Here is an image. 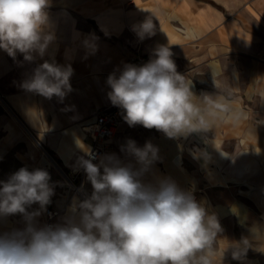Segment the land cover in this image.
I'll list each match as a JSON object with an SVG mask.
<instances>
[{
	"label": "crops",
	"instance_id": "1",
	"mask_svg": "<svg viewBox=\"0 0 264 264\" xmlns=\"http://www.w3.org/2000/svg\"><path fill=\"white\" fill-rule=\"evenodd\" d=\"M47 12L55 39L43 57L34 53L28 62L0 49V181L21 167L39 168L54 188L45 209L28 207L40 211L33 225L46 226L48 210L58 211L55 226L78 220L73 203L93 191L79 163L93 146L83 124L112 105L110 74L118 78L135 56L155 59L154 50L167 46L177 72L191 81L193 103L205 107L208 95L230 111L208 130L178 138L124 120L102 158L139 169L130 142H150L158 158L140 179L156 185L170 178L215 216L221 230L211 264H264V0H50ZM147 19L155 34L140 39ZM44 61L73 70L62 102L22 87ZM26 225L22 214L0 217V234Z\"/></svg>",
	"mask_w": 264,
	"mask_h": 264
},
{
	"label": "clouds",
	"instance_id": "2",
	"mask_svg": "<svg viewBox=\"0 0 264 264\" xmlns=\"http://www.w3.org/2000/svg\"><path fill=\"white\" fill-rule=\"evenodd\" d=\"M50 0H0V49L15 59L17 53L32 62L43 57L54 41L47 9ZM140 39L155 34L151 19L137 32ZM155 59L125 65L117 78L110 74L108 97L125 110L130 127L155 128L168 138L208 130L211 120L230 111L223 102L204 95L205 107L193 103L191 81L176 70L167 46L154 50ZM71 66L44 61L22 87L47 99L61 102L72 91ZM217 86V85H216ZM139 169L121 165L114 157L100 163L80 158V166L91 182L90 196L72 205L78 214L64 225L37 228L28 212L32 204L45 209L54 188L44 169L21 167L7 181H0V217L22 214L23 230L0 234V264H211L212 245L221 230L215 216L206 214L189 192L170 178L145 184L140 177L158 158L150 142L143 148L130 142ZM87 155L92 157L91 151ZM103 168V172H101ZM234 252L233 258H239Z\"/></svg>",
	"mask_w": 264,
	"mask_h": 264
},
{
	"label": "built area",
	"instance_id": "3",
	"mask_svg": "<svg viewBox=\"0 0 264 264\" xmlns=\"http://www.w3.org/2000/svg\"><path fill=\"white\" fill-rule=\"evenodd\" d=\"M148 61L149 58H147L146 56L137 55L132 58L126 65L131 64L141 66ZM123 69L121 70V72L123 71ZM123 117L124 110L112 104L110 106H105L98 109L95 117L83 124L86 133L93 140V146L91 149L92 157L89 158L94 161L102 158L105 152L106 143L117 134L120 125L124 121ZM192 196L196 199V196L194 194ZM57 214L58 211L56 210H48V221L46 222V225L55 226L53 218Z\"/></svg>",
	"mask_w": 264,
	"mask_h": 264
},
{
	"label": "rangeland",
	"instance_id": "4",
	"mask_svg": "<svg viewBox=\"0 0 264 264\" xmlns=\"http://www.w3.org/2000/svg\"><path fill=\"white\" fill-rule=\"evenodd\" d=\"M83 128H84V127H83ZM84 130H85V129H84ZM85 132H86V131H85ZM74 182H76V183H77V182H78V180H76V181H74ZM73 186H74V185H73ZM74 187H75V186H74ZM263 262H264V257H263Z\"/></svg>",
	"mask_w": 264,
	"mask_h": 264
},
{
	"label": "bare ground",
	"instance_id": "5",
	"mask_svg": "<svg viewBox=\"0 0 264 264\" xmlns=\"http://www.w3.org/2000/svg\"><path fill=\"white\" fill-rule=\"evenodd\" d=\"M191 195H193V194H191ZM195 195V194H194ZM196 196V195H195Z\"/></svg>",
	"mask_w": 264,
	"mask_h": 264
}]
</instances>
